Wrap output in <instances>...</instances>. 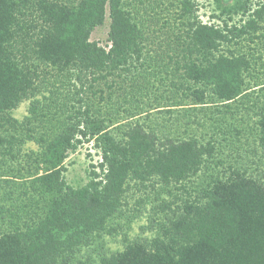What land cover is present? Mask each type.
Listing matches in <instances>:
<instances>
[{"label":"trees","instance_id":"trees-1","mask_svg":"<svg viewBox=\"0 0 264 264\" xmlns=\"http://www.w3.org/2000/svg\"><path fill=\"white\" fill-rule=\"evenodd\" d=\"M214 1L220 24L201 20L197 0H0V264H84L75 255L118 231L134 188L169 196L152 206L161 220L99 264H264V80L251 45L264 0ZM107 16L104 46L91 35ZM247 76L262 85L256 154L225 167L191 118L208 102L236 111ZM162 106L167 118L151 120ZM91 142L100 161L75 187L67 159Z\"/></svg>","mask_w":264,"mask_h":264},{"label":"rangeland","instance_id":"rangeland-1","mask_svg":"<svg viewBox=\"0 0 264 264\" xmlns=\"http://www.w3.org/2000/svg\"><path fill=\"white\" fill-rule=\"evenodd\" d=\"M197 2L199 6L198 13L201 20L204 22H215L216 24H220L222 22L221 20L212 17L214 14L219 13V8H217L214 0H197ZM230 2L233 3V0H230ZM172 3L176 4V2ZM165 4H169V2L166 1ZM239 18V16H236L235 21L239 22ZM109 22L110 19L107 16L105 24L93 31L91 39L98 40L101 45L105 46L108 41L107 36ZM260 32L263 34L261 35V38H257L256 41L251 45L252 49H254V54L257 56H262L261 60H259V63L256 64V66L254 65L256 68L254 72H258L257 76L264 80V28ZM255 81V78H252L251 76L246 77L245 91H243L238 100L233 103L237 106L236 111L232 110V113L228 112L225 115L223 113L219 114L216 111V105L208 102L204 107H202L204 109L201 112L195 111V115L191 118V121L193 122L191 123V130L194 134H197L200 137L202 136V138L205 137L206 139L210 137H214L216 139V158L223 160L225 167L228 163L234 161L249 163V160L253 159L256 154L255 151H253V149L257 147L256 139L255 134L251 133V128L254 126L257 120V116L255 115L257 106H255V104L258 103L257 95L259 94V89L262 85L256 86ZM261 99L262 97L259 98V104L262 102ZM29 101L30 100H25L20 103L17 109L13 111L15 117L22 119L28 113ZM217 106L222 109L225 108L221 104ZM163 108L164 107L162 106V108L160 107L158 109H151V111H149V114H151L152 117L151 120L158 121L164 116L167 118V113H158V110ZM171 108H176L173 109L175 111L174 116H177L178 119V117L181 116L179 114L183 112V109H181L180 106ZM141 117L148 120L144 114H142ZM181 120H183V118H181L180 121ZM217 125L221 126V129L224 131V133H221L220 136H213V134H215L214 131ZM221 138L224 140H221ZM31 149H37V146L33 142L27 143L24 151L26 152ZM100 158L99 151L93 146L92 142L80 146L76 151L72 152L67 159L68 171L65 173L67 182L75 187L84 185L89 178L88 172L91 169L90 164H96L100 161ZM11 164L14 166V168L17 166L15 162ZM262 169H264V161L262 164ZM207 174L208 173L206 172H202L199 174V176L195 177V186L205 184V181L208 177ZM13 177L14 176H11V178ZM133 190L134 191L132 193L131 191L129 192V203L127 205L126 215L114 222V224L116 222L121 224L118 231H116L114 234L102 232L101 234L95 235L91 244L83 247L81 251L75 255L73 262L82 261L84 264H99L101 256L109 255L111 252L122 250L127 238L132 240L137 237H151L154 235L155 232L149 231L148 228L150 218L156 217L157 222H159L161 218L156 213H152V206L154 204H158L159 200L161 201V198H169V196L166 193H160V198L156 202H153L155 195H157L156 191H151L149 188H147L145 191H142V189L138 190V188H134ZM140 199H146V202H144V204H142L140 207L138 206L140 212H138L136 217H132L131 221H129V218L135 212L133 209L134 204ZM7 205H11V203L8 202ZM0 225L8 226V218L3 219L0 215Z\"/></svg>","mask_w":264,"mask_h":264},{"label":"built area","instance_id":"built-area-1","mask_svg":"<svg viewBox=\"0 0 264 264\" xmlns=\"http://www.w3.org/2000/svg\"><path fill=\"white\" fill-rule=\"evenodd\" d=\"M203 21V20H202ZM204 22V21H203ZM208 23H211V22H209V21H207Z\"/></svg>","mask_w":264,"mask_h":264}]
</instances>
